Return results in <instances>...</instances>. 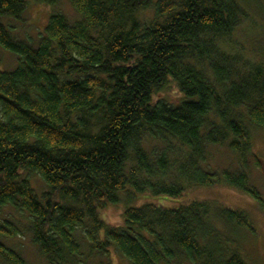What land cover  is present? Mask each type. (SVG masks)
<instances>
[{
    "label": "trees",
    "instance_id": "obj_1",
    "mask_svg": "<svg viewBox=\"0 0 264 264\" xmlns=\"http://www.w3.org/2000/svg\"><path fill=\"white\" fill-rule=\"evenodd\" d=\"M30 1L60 0H0V48L19 58L6 71L0 57V214L11 205L33 217L27 230L47 264H88L84 244L106 264L112 249L128 264H248L237 247L253 230L244 211L151 203L128 207L118 227L105 213L131 185L173 198L226 186L264 209L247 171L261 161L249 125L264 128V64L230 44L256 1L69 0L80 20L53 13L38 47L2 22ZM171 82L183 100L158 97ZM217 146L240 168L212 171ZM26 173L48 186L42 200ZM18 234L0 224L7 264H29L3 242Z\"/></svg>",
    "mask_w": 264,
    "mask_h": 264
},
{
    "label": "rangeland",
    "instance_id": "obj_2",
    "mask_svg": "<svg viewBox=\"0 0 264 264\" xmlns=\"http://www.w3.org/2000/svg\"><path fill=\"white\" fill-rule=\"evenodd\" d=\"M255 1V4L247 6V17L232 34L230 44L233 52H236V49L243 51V55L247 58L256 63L264 64V0ZM53 13L64 15L71 24L80 20V16L75 12L69 0H60L56 6L30 1L27 10L20 19L4 18L2 22L13 38L25 41L33 47H38L39 39L45 33V28ZM138 17L142 21L149 20L151 11L141 13ZM0 57L2 58V70L13 71L18 67L19 58L10 51L0 48ZM180 96L183 100L182 94L178 92L172 82L158 95L160 98L171 101H178ZM249 127L252 131L254 155L261 161L260 167L250 165L247 171L250 177V185L259 191L264 201V128H256L251 125ZM206 164L212 171L225 169L236 171L240 168L238 161L225 146L210 149ZM25 175L29 178L36 195L42 200L43 194L49 190L44 180L35 174L26 173ZM121 199L122 201L118 206L110 207L105 213L111 226L122 225L123 213L128 207H142L151 203L164 207H176L187 205L192 201H201L212 202L232 210L244 211L251 220L253 230L242 232L243 237L240 239L241 242H238L237 247L248 264H264V209L256 200L240 191L226 186L190 187L182 197L173 198V196L167 195L159 196L153 189L140 191L131 185L127 193L121 194ZM7 220L17 226L19 234L10 238L11 240L7 242L3 240V242L20 252L29 264H47L45 259L39 256L36 247L33 245L32 235L27 230L33 217L25 210L7 205L0 214V224ZM234 235L236 234L230 231L229 236L233 238ZM83 253V259H89L88 264H106L110 260V257H107L104 252H95L92 257H89L90 248L86 244L83 246ZM111 257L115 264H128L114 249H112ZM0 264L7 263L0 259ZM172 264L177 263L172 262ZM178 264L188 263L182 261Z\"/></svg>",
    "mask_w": 264,
    "mask_h": 264
}]
</instances>
